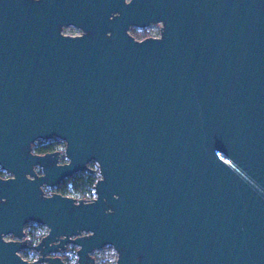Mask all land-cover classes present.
Returning a JSON list of instances; mask_svg holds the SVG:
<instances>
[{"label": "water", "instance_id": "95a60500", "mask_svg": "<svg viewBox=\"0 0 264 264\" xmlns=\"http://www.w3.org/2000/svg\"><path fill=\"white\" fill-rule=\"evenodd\" d=\"M0 168V264H264V0H0Z\"/></svg>", "mask_w": 264, "mask_h": 264}, {"label": "trees", "instance_id": "16d2710c", "mask_svg": "<svg viewBox=\"0 0 264 264\" xmlns=\"http://www.w3.org/2000/svg\"><path fill=\"white\" fill-rule=\"evenodd\" d=\"M56 141H38L32 146L33 152L37 154H45L47 152H52L57 149ZM99 175L96 172L90 173L88 171H82L76 173L70 177L63 179L59 185H57L54 190L60 194L68 195L74 197L76 200H89V196L93 194V186L98 179ZM46 194H51L50 188L44 189ZM27 234L32 238V242L36 243L44 235L42 226L35 224ZM27 252L31 255L32 259L37 258L38 253L30 247ZM96 259V257L94 256ZM31 259V260H32ZM97 264H108L107 262H99Z\"/></svg>", "mask_w": 264, "mask_h": 264}, {"label": "rangeland", "instance_id": "374dc122", "mask_svg": "<svg viewBox=\"0 0 264 264\" xmlns=\"http://www.w3.org/2000/svg\"><path fill=\"white\" fill-rule=\"evenodd\" d=\"M160 26L161 24L158 23V24H151L149 25L148 27L146 28H136V27H130L128 32L136 39L140 40V39H143L145 37H155V36H158L159 35V29H160ZM62 33L63 34H67V35H78V34H81V31L73 26H66V27H63L62 28ZM51 140H55L57 143H56V147L57 149L56 150H59L61 153H60V160L61 162H66L67 159L65 158L64 154H63V150H64V142L59 140V139H56V138H53ZM39 140L35 141L32 146L35 144V143H38ZM41 141V140H40ZM50 141V140H49ZM92 165V167L97 171V167H96V164L95 163H90ZM95 171V172H96ZM6 176H10L9 174L6 173ZM46 187H44L45 189ZM55 187L53 188H50L51 189V192L55 191L54 190ZM91 197H94V194H92L91 196H89V198ZM36 223H33V222H27L25 225H24V233H25V236L24 238L27 239V241H30L32 242V238L27 234V232L29 230L32 229V227L35 225ZM37 225H40V224H37ZM42 226V229L44 231V234L46 233L47 229L43 226V225H40ZM6 238H13L12 236H6ZM33 243V242H32ZM37 243V242H36ZM35 243V244H36ZM28 255H30L28 253ZM91 255L95 256L96 259L99 261V262H111V263H114L115 260H116V252L115 250L112 248V246L110 245H105L99 249H96L94 251H92ZM64 258H67V256H64Z\"/></svg>", "mask_w": 264, "mask_h": 264}, {"label": "flooded vegetation", "instance_id": "af4514ba", "mask_svg": "<svg viewBox=\"0 0 264 264\" xmlns=\"http://www.w3.org/2000/svg\"><path fill=\"white\" fill-rule=\"evenodd\" d=\"M51 152V151H50ZM0 178H6V172L0 168ZM5 238V237H4ZM8 240V239H6ZM20 251V250H19Z\"/></svg>", "mask_w": 264, "mask_h": 264}]
</instances>
